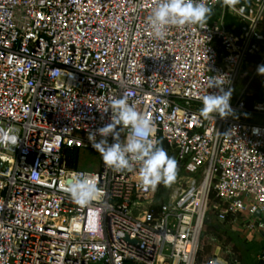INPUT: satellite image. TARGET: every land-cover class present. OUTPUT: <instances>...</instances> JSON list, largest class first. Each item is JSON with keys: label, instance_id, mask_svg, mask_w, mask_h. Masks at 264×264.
Returning a JSON list of instances; mask_svg holds the SVG:
<instances>
[{"label": "built area", "instance_id": "1", "mask_svg": "<svg viewBox=\"0 0 264 264\" xmlns=\"http://www.w3.org/2000/svg\"><path fill=\"white\" fill-rule=\"evenodd\" d=\"M156 3L0 0V128L18 131L16 145L0 141V264H196L208 213L264 232V122L252 120L264 116V95L249 92L264 81V0L222 4L203 27L169 26L162 38L148 21ZM215 76L232 113L205 119L203 96L222 94L209 88ZM113 97L154 122L177 163L158 199L159 185L113 171L89 140L110 122ZM70 150L96 152L97 170L70 166ZM77 172L93 174L101 199L75 201L67 185ZM246 209L255 226L241 220ZM224 254L199 264H239Z\"/></svg>", "mask_w": 264, "mask_h": 264}, {"label": "clouds", "instance_id": "2", "mask_svg": "<svg viewBox=\"0 0 264 264\" xmlns=\"http://www.w3.org/2000/svg\"><path fill=\"white\" fill-rule=\"evenodd\" d=\"M241 3L242 0H222V4L232 10ZM212 13L213 10L206 0H157L148 21L153 35L162 38L169 26L203 27ZM257 72L264 75V65L258 66ZM215 77L211 79L209 88L216 87L222 94L207 93L203 96L200 113L205 119L214 120L216 115L225 118L232 113L231 91H223L226 79L222 76ZM109 110L112 113L110 122L89 133V140L99 152L104 164L115 172L136 171L145 187L155 189L161 184L170 186L176 177L177 163L156 138L154 122L141 114L126 97H113L105 112ZM122 128L131 129V134L124 141L121 140ZM227 135L226 133L225 136ZM97 136L100 137L99 140L96 139ZM0 141L16 145L18 131L0 128ZM67 191L82 206H87L104 195L97 179L88 172L75 173V179L67 185Z\"/></svg>", "mask_w": 264, "mask_h": 264}, {"label": "rangeland", "instance_id": "3", "mask_svg": "<svg viewBox=\"0 0 264 264\" xmlns=\"http://www.w3.org/2000/svg\"><path fill=\"white\" fill-rule=\"evenodd\" d=\"M241 87V84H238V86L235 87V91L238 92ZM256 87H259V89L256 90ZM251 91H256L257 100H262L264 95V81L252 84L251 89H249V92ZM252 120H260L262 123L264 122V116H256ZM77 154V156L71 157V160L76 163V168L89 172L97 170L100 159L96 152L81 150L77 151ZM171 186L172 183L170 184V187ZM249 201L250 200H244V204L249 203ZM211 215V222L213 224H219L215 219V216L213 214ZM241 218L243 222L249 221L255 226V221L249 219L248 209L242 213ZM223 225L222 230L217 232L207 229L202 230L203 235L200 238L199 250L196 254V264H199L203 259L210 257L217 252L221 256H225L224 252L227 250L233 254V257L238 260L239 264H264V232L257 230V228L251 231L242 225L240 221L233 223L231 229H229L230 227L228 224L224 223ZM230 232L238 234L240 239L247 243V248H244L239 244Z\"/></svg>", "mask_w": 264, "mask_h": 264}, {"label": "trees", "instance_id": "4", "mask_svg": "<svg viewBox=\"0 0 264 264\" xmlns=\"http://www.w3.org/2000/svg\"><path fill=\"white\" fill-rule=\"evenodd\" d=\"M259 87H256V90H258ZM256 92V91H254ZM257 97V95L255 96ZM161 141V140H160ZM162 147H163V143H162ZM67 156L70 158L71 160V157H75L77 156V150H70V151H67ZM73 163V164H72ZM70 166H73V168H76V164L73 162V160H71V164ZM169 187L170 186H164L163 184L159 185V188H158V194H157V199L163 195H165L168 191H169ZM210 202L211 203H214L216 202V199L213 198V196L210 197ZM211 213H208V215L206 216V218L204 219V222H203V230L204 229H207V230H210V231H213V232H217L219 230H222L223 228V224L224 223H219V224H213L211 222ZM226 224V223H225ZM230 229V228H229ZM231 234H233V236L235 237V239L239 242V244H241L244 248L246 247V244L244 241H242L239 237L238 234L236 233H233V232H230ZM203 235V233H202ZM247 248V247H246ZM208 258V257H207Z\"/></svg>", "mask_w": 264, "mask_h": 264}, {"label": "crops", "instance_id": "5", "mask_svg": "<svg viewBox=\"0 0 264 264\" xmlns=\"http://www.w3.org/2000/svg\"><path fill=\"white\" fill-rule=\"evenodd\" d=\"M221 7H222V3L219 2L217 4V6L214 9H212L213 10V13H212L211 17L208 20L213 21L214 19H216V16L220 12ZM224 22H225L226 27L228 29H230V30L233 28V25H235V20L229 14H225Z\"/></svg>", "mask_w": 264, "mask_h": 264}, {"label": "water", "instance_id": "6", "mask_svg": "<svg viewBox=\"0 0 264 264\" xmlns=\"http://www.w3.org/2000/svg\"><path fill=\"white\" fill-rule=\"evenodd\" d=\"M258 214V213H257Z\"/></svg>", "mask_w": 264, "mask_h": 264}]
</instances>
